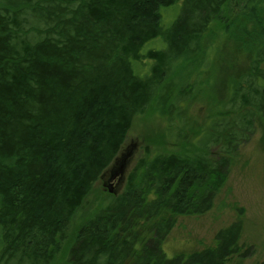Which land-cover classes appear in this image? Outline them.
Wrapping results in <instances>:
<instances>
[{"label":"trees","instance_id":"trees-1","mask_svg":"<svg viewBox=\"0 0 264 264\" xmlns=\"http://www.w3.org/2000/svg\"><path fill=\"white\" fill-rule=\"evenodd\" d=\"M212 29L251 65L188 141L183 105ZM151 106L183 142L149 140L122 191L86 209ZM261 120L264 0H0V264H243L240 221L189 256L168 258L164 242L178 217L213 208Z\"/></svg>","mask_w":264,"mask_h":264},{"label":"rangeland","instance_id":"rangeland-1","mask_svg":"<svg viewBox=\"0 0 264 264\" xmlns=\"http://www.w3.org/2000/svg\"><path fill=\"white\" fill-rule=\"evenodd\" d=\"M181 5L180 1L177 6ZM178 7L175 10L163 11L165 25L167 23L171 26L175 21L179 15ZM167 16L171 17L169 21ZM214 33L217 34L218 30L212 29L205 41V49L208 46L211 48L207 51L208 61L204 64L211 62L212 65L208 68L203 64L202 68L206 70L197 78L198 85L194 92L197 97H192L183 105L185 131L182 129L184 126L179 127L181 123L173 116H162L151 106L146 114L136 117L128 134L123 152L127 154L131 150L132 156L126 174L143 156L144 147L148 145L149 140L153 141V145L163 146L164 143L165 146L167 143L168 148H172L173 143H177L175 134L180 129L184 131V136H188V141L193 140L195 133L219 114L220 102L228 93L229 78L234 77L237 71H242L248 64L251 65L250 55L242 53L235 39L227 37L223 41L221 37H215ZM153 47L164 48L162 43L155 41L148 43L143 52L146 53ZM212 61H215L214 64ZM135 67L138 68V64H135ZM162 136L163 138H160ZM178 142L180 144L183 140ZM123 187L124 184L115 189L120 192ZM95 189L96 194L91 197V202L86 204V209L93 207L96 198L102 199L104 194L108 193L107 187H104V179L96 184ZM238 221L243 224L242 243L253 248V253L243 264H263L264 120L257 124V131L252 140L243 145L238 156L234 158L228 180L216 197L213 208L202 215L178 217L174 229L164 242V251L167 257L172 259L214 247L217 233Z\"/></svg>","mask_w":264,"mask_h":264},{"label":"water","instance_id":"water-1","mask_svg":"<svg viewBox=\"0 0 264 264\" xmlns=\"http://www.w3.org/2000/svg\"><path fill=\"white\" fill-rule=\"evenodd\" d=\"M131 156V150L127 154L122 151L118 159L112 165V167L107 170L102 176V179H104L105 177L106 181L104 187H107V191L110 194L117 195L119 192L115 189V187H122V185L124 184L127 176L126 168L128 166V163L130 162Z\"/></svg>","mask_w":264,"mask_h":264},{"label":"flooded vegetation","instance_id":"flooded-vegetation-1","mask_svg":"<svg viewBox=\"0 0 264 264\" xmlns=\"http://www.w3.org/2000/svg\"><path fill=\"white\" fill-rule=\"evenodd\" d=\"M106 183V181H105V177H104V184Z\"/></svg>","mask_w":264,"mask_h":264}]
</instances>
